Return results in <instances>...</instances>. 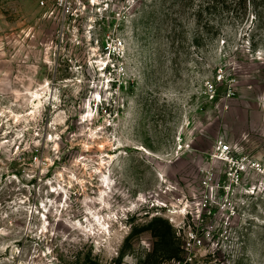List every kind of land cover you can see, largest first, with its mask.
I'll return each instance as SVG.
<instances>
[{
  "label": "rangeland",
  "instance_id": "obj_1",
  "mask_svg": "<svg viewBox=\"0 0 264 264\" xmlns=\"http://www.w3.org/2000/svg\"><path fill=\"white\" fill-rule=\"evenodd\" d=\"M55 1L0 0V264H264V5Z\"/></svg>",
  "mask_w": 264,
  "mask_h": 264
},
{
  "label": "built area",
  "instance_id": "obj_2",
  "mask_svg": "<svg viewBox=\"0 0 264 264\" xmlns=\"http://www.w3.org/2000/svg\"><path fill=\"white\" fill-rule=\"evenodd\" d=\"M60 7L61 9H65V11L69 10V1L68 0H56L55 1V7ZM106 65H104L103 68H105ZM220 79V78H219ZM208 90L210 92H213V86L210 84ZM213 158L225 163L228 167V169L225 171L228 176H237L238 171H243L247 167V162L245 161V157H241L239 159H236L232 155V150L230 146L223 142V141H218L217 146L215 147V151L213 153Z\"/></svg>",
  "mask_w": 264,
  "mask_h": 264
},
{
  "label": "trees",
  "instance_id": "obj_3",
  "mask_svg": "<svg viewBox=\"0 0 264 264\" xmlns=\"http://www.w3.org/2000/svg\"><path fill=\"white\" fill-rule=\"evenodd\" d=\"M242 1L245 2V0H242ZM252 1L254 3V7H260L261 5H264V0H259V2H257L258 0H252ZM178 259L181 260L180 262H182L184 260V258L183 259L178 258Z\"/></svg>",
  "mask_w": 264,
  "mask_h": 264
}]
</instances>
